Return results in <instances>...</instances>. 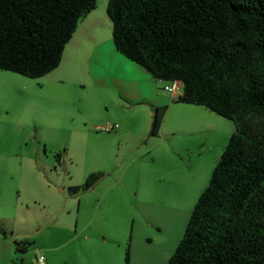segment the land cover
Returning a JSON list of instances; mask_svg holds the SVG:
<instances>
[{
  "label": "rangeland",
  "instance_id": "374dc122",
  "mask_svg": "<svg viewBox=\"0 0 264 264\" xmlns=\"http://www.w3.org/2000/svg\"><path fill=\"white\" fill-rule=\"evenodd\" d=\"M105 5L96 0L95 8ZM165 85H157L160 96L181 94V86L172 95ZM96 94L57 84L52 73L28 79L0 70V229L30 243L17 254L29 264H37L44 246L64 243L51 252L55 256L77 250L65 241L81 229L91 255L112 264H124L126 248L128 264L166 262L234 131L231 121L170 98L161 133L149 137L151 103ZM106 124L117 128L101 131ZM120 126L124 131L114 135ZM151 154L156 161L143 165ZM91 173L101 174L92 187L68 191ZM137 173L145 174V189L141 178L135 186ZM122 236L127 246H105Z\"/></svg>",
  "mask_w": 264,
  "mask_h": 264
},
{
  "label": "trees",
  "instance_id": "16d2710c",
  "mask_svg": "<svg viewBox=\"0 0 264 264\" xmlns=\"http://www.w3.org/2000/svg\"><path fill=\"white\" fill-rule=\"evenodd\" d=\"M95 3L0 0V70L28 79L53 71ZM105 12L118 54L155 80L178 81L173 102L234 125L165 264H264V0H106ZM165 110L155 108L149 137ZM12 243L18 255L30 245Z\"/></svg>",
  "mask_w": 264,
  "mask_h": 264
},
{
  "label": "crops",
  "instance_id": "0c3cea01",
  "mask_svg": "<svg viewBox=\"0 0 264 264\" xmlns=\"http://www.w3.org/2000/svg\"><path fill=\"white\" fill-rule=\"evenodd\" d=\"M50 73L54 76V82L57 84L88 87L97 93L96 95L109 94L127 104L134 102L144 106L145 103H151L154 108L165 106L166 110L168 105L173 104V102H168L171 97L160 96L157 92V85L161 81L153 79L144 69L131 63L114 50L111 39V24L104 7L103 9L94 8L78 22L72 37L63 49L59 65ZM204 128L207 131L208 126ZM161 130L162 126L160 125V133ZM123 131L124 128L120 126L119 131L114 135H121ZM165 151L164 156H167L168 152L165 155ZM156 159L157 157H152L151 154L150 161L142 164L151 165ZM171 159L175 162L173 156ZM140 178L141 186L145 189V181H147L145 174L139 176L137 173L134 184L138 187ZM1 231L5 234L4 236L0 235V264H18L20 257L14 250L12 243L14 239L10 238L11 232L4 228L0 229ZM88 238L82 229L78 232L74 230V234L65 241V244L78 246L77 250L72 249L67 255H53L51 252L63 246V243L56 246H44V254L38 255L44 257L45 264H76L78 261L83 264H112L110 258L106 259L102 255H91L88 248ZM126 240V236L118 237L109 241L110 244L105 246H127ZM103 241L100 245L95 246H104L106 240ZM35 248L34 251L37 250ZM63 256L66 257L63 258ZM21 260L22 264H28L23 258ZM158 262L159 264L166 263L159 260Z\"/></svg>",
  "mask_w": 264,
  "mask_h": 264
},
{
  "label": "built area",
  "instance_id": "2783aa9c",
  "mask_svg": "<svg viewBox=\"0 0 264 264\" xmlns=\"http://www.w3.org/2000/svg\"><path fill=\"white\" fill-rule=\"evenodd\" d=\"M180 83L178 81H170L168 82V85H165L163 87V90L169 94H175V92H177L180 88ZM117 128L116 124H106L102 127H100L99 129L103 132H110L113 131L114 129ZM35 262L37 264H45L44 263V257L42 255H38L35 257Z\"/></svg>",
  "mask_w": 264,
  "mask_h": 264
},
{
  "label": "water",
  "instance_id": "95a60500",
  "mask_svg": "<svg viewBox=\"0 0 264 264\" xmlns=\"http://www.w3.org/2000/svg\"><path fill=\"white\" fill-rule=\"evenodd\" d=\"M146 105V104H145ZM149 109L151 110V112L155 113V108L154 107H151L149 106ZM29 264V263H28Z\"/></svg>",
  "mask_w": 264,
  "mask_h": 264
}]
</instances>
